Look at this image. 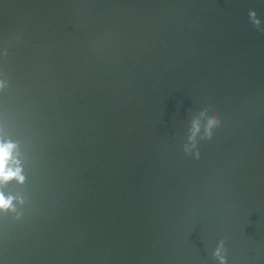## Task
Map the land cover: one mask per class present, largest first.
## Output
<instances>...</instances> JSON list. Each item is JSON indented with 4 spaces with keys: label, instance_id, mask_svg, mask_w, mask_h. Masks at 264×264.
Listing matches in <instances>:
<instances>
[{
    "label": "water",
    "instance_id": "water-1",
    "mask_svg": "<svg viewBox=\"0 0 264 264\" xmlns=\"http://www.w3.org/2000/svg\"><path fill=\"white\" fill-rule=\"evenodd\" d=\"M0 84V264H264V0H0Z\"/></svg>",
    "mask_w": 264,
    "mask_h": 264
},
{
    "label": "clouds",
    "instance_id": "clouds-1",
    "mask_svg": "<svg viewBox=\"0 0 264 264\" xmlns=\"http://www.w3.org/2000/svg\"><path fill=\"white\" fill-rule=\"evenodd\" d=\"M254 24L259 25V19L255 16L254 11L250 10L249 13ZM3 85L0 84V87ZM218 117L215 113L209 115L207 120V130L209 134L213 131V125L218 124ZM200 126V121L197 119L194 121L193 127L194 129H198ZM16 145L14 143L9 142L7 139H0V181H5L10 177L15 176L18 180H22V177L19 175L20 169L15 168L13 171H9L6 168V163L13 157H15ZM11 198L0 197V210H4L10 207ZM215 254L219 256V248L216 249ZM220 260L223 264L224 258L220 256Z\"/></svg>",
    "mask_w": 264,
    "mask_h": 264
}]
</instances>
